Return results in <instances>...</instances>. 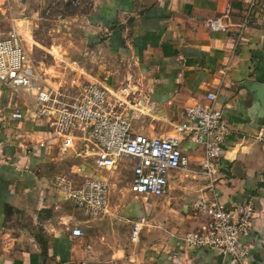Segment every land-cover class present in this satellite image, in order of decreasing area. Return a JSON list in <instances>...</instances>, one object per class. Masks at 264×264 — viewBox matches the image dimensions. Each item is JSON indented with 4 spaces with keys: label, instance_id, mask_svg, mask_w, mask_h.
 Listing matches in <instances>:
<instances>
[{
    "label": "crops",
    "instance_id": "0c3cea01",
    "mask_svg": "<svg viewBox=\"0 0 264 264\" xmlns=\"http://www.w3.org/2000/svg\"><path fill=\"white\" fill-rule=\"evenodd\" d=\"M32 1L0 0V40L23 22ZM250 1L92 0L84 39L104 55L93 76L108 79L116 91L127 89L126 113L136 134L184 139L177 128L192 125L186 109L207 103L208 93L216 96L230 134L215 192L228 207L254 202L253 229L243 238L246 264H264V106L250 90L252 84L264 85V0L239 36L206 25L221 18L232 31L240 29ZM17 109L20 119L13 117ZM79 142L64 151L45 121L0 83V264H239L220 251L184 242L207 222L192 208L211 194L209 182L198 175L202 145L184 140L190 171L168 178L171 197L183 199L191 220L172 223L168 237L145 242L135 253L118 242L122 232L115 218H88L58 188L59 178L73 179L74 173L82 179L78 165L60 161L65 153L81 156ZM64 168L72 172L58 174ZM135 197L128 198L133 210L128 219L141 216L136 201L141 197ZM75 228L84 235L74 237Z\"/></svg>",
    "mask_w": 264,
    "mask_h": 264
},
{
    "label": "built area",
    "instance_id": "2783aa9c",
    "mask_svg": "<svg viewBox=\"0 0 264 264\" xmlns=\"http://www.w3.org/2000/svg\"><path fill=\"white\" fill-rule=\"evenodd\" d=\"M261 1L249 2V12L238 30L232 31V25L221 18L209 19L206 25L213 32H233L239 36L252 24L253 13ZM26 39L19 30L13 29L9 36L0 40V83L12 96L22 99L34 117L45 121L53 138L62 142L64 151L75 149L78 141L91 142L97 150L94 162L97 171L112 172L121 159H130L134 164L130 190L136 196L164 197L170 189V174L190 171V159L182 148L184 140L204 147L198 175L209 182L211 194L196 201L193 209L205 215L207 222L189 232L184 242L189 247L220 251L239 264H246L249 249L243 238L253 229L256 207L253 201L228 207L216 195L213 183L230 134V125L223 109L217 106L216 96L208 93L207 103L186 109L192 125L177 128L184 139L136 134L126 113L129 107L126 88L116 91L108 79L80 71L72 80V87L79 89V95L71 98L61 87L50 85L34 66ZM13 117L22 118L21 110L17 109ZM83 152L89 153L88 145H83L81 155ZM81 177V181L59 178L58 188L90 219L104 217L110 200L109 178L84 176L83 173ZM141 233L142 224L136 223L131 233L132 241L138 242ZM72 235L82 237L84 233L75 228Z\"/></svg>",
    "mask_w": 264,
    "mask_h": 264
},
{
    "label": "rangeland",
    "instance_id": "374dc122",
    "mask_svg": "<svg viewBox=\"0 0 264 264\" xmlns=\"http://www.w3.org/2000/svg\"><path fill=\"white\" fill-rule=\"evenodd\" d=\"M91 9L92 0L32 1L30 9L22 14L23 22L16 28L27 37L29 57L34 66L42 72L50 85L61 87L71 98L79 95V89L72 87L73 78L77 77L80 71L97 74L98 62L104 60L103 53L90 49L84 39V26ZM83 145L89 146V153L83 152L79 157H76V154L69 156L65 153L60 161L65 165H78L83 173L84 171L90 173V175L84 173L86 176L100 173L109 178L111 196L105 217H113L117 221L118 225H116L122 232L118 242L122 246L131 247L135 249V253H138L145 242L152 243L168 237L173 232L172 223L181 226L191 220L187 217L191 214L190 209L188 213L182 209L183 199L179 198L177 201L171 197L174 188L161 198L140 196L141 198L136 201L140 206L141 216L137 219L126 218L133 212L132 207L128 206V198L135 197L130 190L133 162L123 158L119 161L116 170L99 172L94 166L97 151L95 146L91 142H79L80 152L83 150ZM71 172V169L64 168L58 174ZM72 175L71 178L79 180L76 174ZM198 178L191 179L197 181ZM176 216L179 218H175ZM136 223L142 224V233L140 240L133 242L131 233ZM133 256L135 258L137 255L133 254Z\"/></svg>",
    "mask_w": 264,
    "mask_h": 264
},
{
    "label": "water",
    "instance_id": "95a60500",
    "mask_svg": "<svg viewBox=\"0 0 264 264\" xmlns=\"http://www.w3.org/2000/svg\"><path fill=\"white\" fill-rule=\"evenodd\" d=\"M250 90L253 93H256L258 99L260 100V102L262 103V105L264 106V85H260V84H252L250 86Z\"/></svg>",
    "mask_w": 264,
    "mask_h": 264
}]
</instances>
